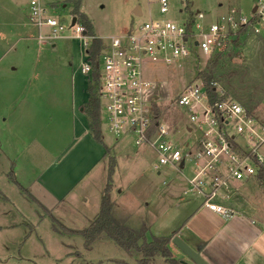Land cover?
<instances>
[{"label": "rangeland", "instance_id": "rangeland-1", "mask_svg": "<svg viewBox=\"0 0 264 264\" xmlns=\"http://www.w3.org/2000/svg\"><path fill=\"white\" fill-rule=\"evenodd\" d=\"M157 1L82 0L81 9L92 22L96 36L106 41L109 37L123 34L132 25L143 24L149 16L163 17L183 24L185 21L194 19L198 11L205 13V21H213L218 15H226L232 9H238L251 19L256 2V0H189L188 2L169 0L168 12L162 15ZM136 6L142 8V15L134 14ZM72 8L73 5H68L59 8L57 12L50 7V11L59 17L66 15L65 21H68ZM243 28L245 30L241 33L238 43L227 47L219 56L215 68L212 69L216 82L214 83L220 93L244 104L250 111L263 117L264 22L255 20L254 23H249ZM36 33L37 29L29 22L28 0H0V86L1 77L6 74H31L40 77L65 76L71 72L73 74L74 68L79 69L82 57L80 39L71 37L57 39L55 40L57 48L52 49L48 44H39L35 36H30ZM86 41L90 43L91 39L87 38ZM214 57L213 54L199 53L186 61L181 60L173 65L146 64L145 75L156 85L153 91L154 95L159 97L156 105L160 110V118L176 131V137L180 143L193 135L186 130L189 114L175 103V98L189 83L197 79L205 82L196 76L199 72L210 73ZM72 63L74 68L71 66ZM13 66H18V71H13ZM35 83L45 89H49L45 86L55 85L53 80L41 81V78ZM102 126V134L107 143H114L118 140L127 146L126 150L108 151L107 171L105 173L104 170H97V179L91 188L92 191L95 190L94 192L98 193L102 182L105 189L107 186L110 187L111 197L115 203L114 214L119 219L124 220L128 225L137 227L143 218L148 217L152 220L155 217L166 227L182 222L194 211L200 196L193 195L192 192L184 193V190L189 187V179L195 172L197 164L194 159L187 158L183 169L161 165L158 173V170L153 167L155 163H158V156L155 153L151 150L143 153V146L136 145L133 136L129 134L121 137L113 135L108 131L105 120ZM67 130L54 129L50 138L45 137L47 139L44 141L49 143L58 139L60 142L68 140L70 138L67 136ZM34 132L39 134L37 130ZM6 133L7 130L0 127V134ZM16 136L21 141V135ZM3 138L6 139L5 136ZM262 156L264 158V149ZM6 166V163L0 164V188L8 198L3 197L4 200H0L2 201L0 218L3 217V221L8 222L14 220L31 222L33 225L29 224V228L34 232L26 240L23 248L20 240L24 233L21 237L20 234L27 231L26 228L19 225L15 231L7 229L0 232V245L6 241L5 244L8 246L6 252L0 247L1 255H14V257H6L4 264H72L71 261L75 257H67L68 250L64 248L66 242L74 246V255L78 254L75 252L77 250L83 253V257L75 258V264H91V259L96 261L93 264H119L118 262L137 264L139 256H131L111 240H98L94 243L93 249L88 251L84 248L83 236L77 235L73 242L67 235L55 234L54 229L49 226L51 216L49 218L45 211L35 208L34 204L29 201L26 203L25 199L19 196L20 190L14 184L15 182L9 181L3 172ZM111 170H113L112 173ZM104 177L105 179H102ZM232 191L233 193L227 198L231 204L264 216V183L252 177L246 181L233 183ZM97 193L92 192V195H97ZM2 205H5V208ZM54 214L58 215V211L55 210ZM59 216L63 218L66 225L77 229L86 228L83 217L77 211L74 214L73 209L64 211ZM57 227L63 233L67 230L59 223ZM58 235L59 238H57ZM41 247L43 249L46 247L48 252L41 250ZM26 255L32 260L18 259ZM180 255L179 252L177 256L180 257ZM56 257L60 260L58 261ZM150 264H164V262L162 258L157 257Z\"/></svg>", "mask_w": 264, "mask_h": 264}, {"label": "built area", "instance_id": "built-area-1", "mask_svg": "<svg viewBox=\"0 0 264 264\" xmlns=\"http://www.w3.org/2000/svg\"><path fill=\"white\" fill-rule=\"evenodd\" d=\"M157 2L160 13L166 14L169 0ZM28 5L29 21L37 29L40 44L68 35L81 40L86 56L82 71L92 79L93 64L87 50L98 37L88 33L75 15L65 21L66 16L51 13L44 0H28ZM195 16L183 24L149 16L123 34L106 41L101 38L98 97L108 131L117 137L129 134L136 145L152 149L158 166L181 169L183 160L194 159L197 165L188 192L201 195L203 206L228 218L235 210L223 200L228 198L232 183L255 177L264 166V116L234 99L222 98L219 89V96L212 101L207 84L197 79L175 98L189 114L186 130L193 135L180 143L176 131L162 118H155L154 104L159 97L154 95L156 85L145 75V68L147 63L173 65L195 54L224 52L244 26L255 20L264 22V0H256L251 19L238 9L213 21H205L201 11Z\"/></svg>", "mask_w": 264, "mask_h": 264}, {"label": "crops", "instance_id": "crops-1", "mask_svg": "<svg viewBox=\"0 0 264 264\" xmlns=\"http://www.w3.org/2000/svg\"><path fill=\"white\" fill-rule=\"evenodd\" d=\"M44 3L49 8H54L55 11L73 5L70 0H44ZM71 11L69 15H72ZM81 11L83 10L81 9ZM30 36H35L37 39V33ZM64 39L66 38L64 37ZM48 45L52 49L57 48L56 41ZM81 52L79 69L74 68L73 63L71 65L74 68L73 74L71 72L65 76L40 77L31 74L11 73L1 77L0 86V127L7 130L6 134H0V164H7L3 172L9 181L15 182L14 184L20 190L19 196L21 195L26 203L31 202L35 208L45 211L49 218L51 216L49 226L54 229V233L67 235L73 242L77 235H81L76 231L81 229L66 225L59 215L73 209L74 214L77 211L83 217L85 227L91 224L100 212L101 199L105 189L102 182L101 190L98 193L94 192L95 190L92 191L91 185H94L97 179L96 172L101 169L106 173L108 151L126 150L127 146L118 140L114 143H107L103 134L102 142H99L90 130L88 117L82 111L81 106L88 101V86L90 83H94V80L89 79L88 75L82 71V64L86 60L83 46ZM12 70L18 71V66H13ZM40 78L41 81L53 80L55 84L53 87H45L54 89L50 91L41 85H35V82H39ZM97 86L95 92L98 94ZM100 116L102 130V111ZM57 128L59 130L68 129L67 136L70 139L61 142L58 139L49 143L44 141L47 139L45 137L50 138L49 136ZM34 130L39 131V134ZM16 135H21V141ZM146 150L155 153L149 147L143 146L142 152L146 153ZM153 167L158 170V173L160 172L158 164L155 163ZM92 192L97 195H92ZM184 193H188V190L185 189ZM232 193L231 188L229 194ZM6 196L0 188V200H4L3 197ZM199 196L200 200L195 205L194 211L182 222L164 227L163 222H159L154 217L146 234L147 240H151L153 235H171L169 247L174 257L180 252L181 255L177 258L185 261L186 264L194 263L172 243L175 235L180 236L197 250L209 264H264V216L237 207L224 199L223 202L235 210L232 216L224 218L203 206L202 196ZM1 202L0 204H2ZM2 207L5 208V205ZM55 210L58 211V215L54 214ZM57 223L67 229L66 232L64 230L65 233L60 231ZM29 224L33 225L31 222L23 220L3 221L2 217L0 218V232L7 229L15 231L19 225L26 228L27 231L20 234L21 237L23 233H28L27 235L23 234L20 240L23 248L26 240L34 232L29 228ZM5 243L6 241L0 247L6 252L8 246ZM64 245V248L68 250L67 257H83V253L78 250L75 251L78 254H73L74 246L71 243L66 242ZM93 247L94 244L87 249L84 240L85 250L90 251ZM41 250L48 252L46 247L44 249L41 247ZM6 257H14V255H1L0 264H4ZM157 257L162 258L164 264H168L161 256L152 258L148 264ZM75 258L71 261L72 264H75ZM18 259L32 260L27 255L20 256ZM56 259L60 260L57 257ZM90 261L91 264L96 262L93 259Z\"/></svg>", "mask_w": 264, "mask_h": 264}, {"label": "trees", "instance_id": "trees-1", "mask_svg": "<svg viewBox=\"0 0 264 264\" xmlns=\"http://www.w3.org/2000/svg\"><path fill=\"white\" fill-rule=\"evenodd\" d=\"M73 4L72 14L75 15L85 25L88 33L94 35L93 24L87 17V14L81 11L82 0H70ZM189 1V0H185ZM245 30L242 28L237 35L234 43H238L241 33ZM102 39L95 38L92 41L91 46L87 50L90 55L93 64L92 79L94 83H90L88 86L89 99L81 106L82 111L87 115L89 120V127L94 138L102 142V130H101V116L102 111L101 103L98 94L95 92V88L99 82V70H98V56L102 47ZM222 53L213 54L214 60L212 66H210V73L199 72L196 78H202L207 84V89L211 100H216L218 95L216 82L214 79V73L212 71L217 64V60ZM215 82V83H214ZM222 98L233 99L223 94ZM155 118L160 117L159 107L154 104ZM113 170H111V173ZM261 183H264V166L260 167L258 173L255 176ZM114 200L111 197L110 187L107 186L101 199V208L97 217L86 228L76 231L81 234L85 240V247L91 248L93 244L98 240H111L123 250H125L131 256H139L137 258V264H148L149 261L156 257L161 256L168 264H186L182 260L174 257L169 243L172 238L171 235H153L151 240H147V232L153 222L148 217L141 220L139 226L133 227L128 225L124 220L119 219L114 214Z\"/></svg>", "mask_w": 264, "mask_h": 264}, {"label": "water", "instance_id": "water-1", "mask_svg": "<svg viewBox=\"0 0 264 264\" xmlns=\"http://www.w3.org/2000/svg\"><path fill=\"white\" fill-rule=\"evenodd\" d=\"M134 14L141 15L142 9L140 6H137L134 9ZM76 21V17H73L72 22ZM196 44H198L196 42ZM185 160L181 163V168L184 167ZM172 243L182 252L184 253L194 264H209L208 261L193 247H191L186 241H184L180 236L175 235L172 239ZM186 263L185 261H183Z\"/></svg>", "mask_w": 264, "mask_h": 264}]
</instances>
